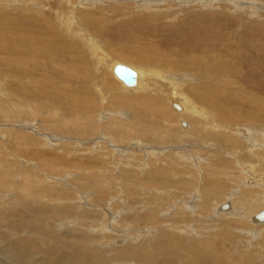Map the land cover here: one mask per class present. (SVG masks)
Returning a JSON list of instances; mask_svg holds the SVG:
<instances>
[{"label": "bare ground", "instance_id": "6f19581e", "mask_svg": "<svg viewBox=\"0 0 264 264\" xmlns=\"http://www.w3.org/2000/svg\"><path fill=\"white\" fill-rule=\"evenodd\" d=\"M1 1H6V4L2 5H4V8H7L8 11H11V9L20 11L21 13H16L18 17L23 15V11L17 8L15 4L24 1L26 12L31 14L27 15V13L26 19L35 18V20L38 21V18L41 17L45 18L44 20L47 22V26H50V23H52L50 19L41 16L43 15L41 10L38 9L37 11L35 10V12L29 11V8H31L30 3L35 2V0ZM10 1L15 2L10 5ZM64 1L71 4L70 1ZM86 1L92 6L86 5ZM105 1L106 0H82V8L88 6L89 9H91L90 11L82 12L85 18L86 16L89 18V20L86 19L87 22H92V20H94L96 13H94L93 7L99 2L104 3ZM137 1H139L137 5L138 8L151 11L155 9V6L158 8V4L162 2L168 5L171 4L173 0H167V3L164 2V0ZM198 1L203 4L204 0ZM205 1H208L210 5L213 2L215 4H226L228 1L231 2L229 3L230 6L232 5L236 10H243L242 6H246L243 12L248 15L258 14L256 13L258 12L257 9L264 7L263 1L261 0ZM178 4L179 3L176 5ZM2 7L3 6L0 5V8ZM4 13L5 10L3 14ZM18 17L15 19L12 16H10V18L8 16V21L10 19V22H13L12 24L19 25L20 27ZM3 19L2 17L0 18V24L5 21ZM100 28L103 31L102 26L99 27V30H101ZM88 41L89 43L91 42L90 39H88ZM96 41L99 43L97 44L99 48H96L95 44L90 46L93 47L94 56L96 50H102L105 53L103 47L99 46L102 44L99 40ZM3 42L4 41L0 42L1 48H4L3 46L5 43ZM39 44H41V42H39ZM40 46H42V44ZM7 47L8 45L6 48ZM74 48H76V46H74ZM7 49L8 52H15L13 56H21L36 64L40 63L39 61L37 62L36 59L31 60L29 58L30 55H26L27 53H17V51H13L12 48ZM118 52L122 55V51ZM125 52L123 54H129ZM5 53L3 52V54ZM50 57H52V54ZM70 57L73 58L74 55ZM101 58L103 61H101L100 58L99 60L102 64L103 62L107 64L106 56L104 55ZM15 59L19 60V57H15ZM95 61H97V59ZM119 63L125 64L135 70V85L130 86L125 84L115 74L114 68ZM73 68L76 67L74 66ZM109 69L110 73L112 72L113 77L123 89H121V91L123 93H128L125 94L126 96H117L114 94L113 97L111 96V101L115 105L123 104V107L130 108V112L132 111L131 115L121 112L119 108L110 109L106 107L104 108L108 113L106 116L107 113L102 111L104 109L100 108L99 102L101 98V102L104 103L105 100L107 101L110 99V95L104 98V95H98L99 100L97 99L98 97L96 98L98 102L95 99L96 96L92 97L90 95L92 93V91L90 92L91 89L88 90L89 88L87 87L86 89L83 88L86 85H82L83 87H81L83 89L80 88V90L76 87L75 89L73 88L74 93L78 95L76 98L70 96L73 99H70L69 91L66 90L67 87L66 89L64 86L62 89H60V87H55L54 91H48L46 88L42 87V83L38 86L34 85L35 88H37L36 92L39 90L47 92L40 96V92L37 94L33 91V86L32 94L27 95L25 100L23 99L25 106L21 108L14 106L13 103L3 98L4 96L0 97V117L5 118V121L0 120V136L8 138L14 137L17 132L15 133L13 131L17 128L13 130V127L1 126L2 124L14 125V123H11L12 121L22 119L21 121L24 123L21 126H28L34 132H37V127L41 128L39 130L45 132L56 130L57 133L55 132L56 134L52 136V139H57V137L59 139L60 136L72 135L82 151H86L84 154H79L78 152L76 155H73L74 153H71L72 149L68 150L71 143H63L64 146L60 145L59 147L63 146V148L60 149L51 146V148H46L45 150L39 148L33 150L28 144L27 146L22 144L25 139H22L23 137L21 139H15L16 142L14 143L7 142V138L5 144L4 141L0 140V193L2 192L7 195H0V264H264V220L256 218L258 205L262 204V195L260 192L256 191L261 188V186L260 188L257 186L258 181L255 182V178L249 180L246 170L240 165L241 162L239 164V162L235 160V157H230L225 149L222 151L219 150V152L209 149L206 150V147L209 145L206 141L213 136V134H211L212 130H209L208 126L207 128L204 127L206 124L202 125L203 128H199L200 126L197 125L196 129H193V126L190 125L189 128L183 131L180 130L182 127L179 128L178 126L182 122L180 123V120L175 119L173 115L174 113L176 114V111L170 110L163 102L159 103L161 100L157 97L156 93L152 91L148 93L149 89H146L147 87H151L149 85L150 80H148L151 76L152 78L150 79L153 80H156V78L159 80L163 79L162 77L164 76L161 75L162 73L159 71L160 69H158V67L155 68L150 66L144 68L134 63L117 60L111 64ZM66 70V72L69 71L67 68ZM71 70V72H74L75 69ZM46 73L47 72L44 74ZM3 74L5 75V73ZM73 74L79 77L82 73L80 74L78 69V71L70 75ZM29 75L33 77L31 74ZM103 75H105V73ZM27 76H25V78ZM48 76L50 75L48 74ZM106 76L108 75L106 74L105 77ZM170 76L171 75H169V77ZM178 77L179 76L173 77L172 84L180 89L178 84L181 80ZM72 78L73 77H71V79ZM205 78L209 79L208 82L211 84V91L217 88L213 87V85L216 86L219 84L218 87L222 85L220 84L221 80L224 84H228V80L224 77L211 76L209 78V76L205 75ZM107 82L105 83L106 86L108 85ZM65 83L67 84L69 82ZM66 84L64 85L66 86ZM49 87L53 89L52 85L48 86V88ZM29 88V90H31V87ZM180 90H177V92H182ZM17 91L19 92V90ZM73 91H71V93ZM81 91H86V97H81L83 96ZM133 91H141V94L138 93V95L133 96ZM79 92H81V94ZM181 94L184 100L187 101L186 103L182 102L183 107H186L185 110H188L189 107V110H197L198 112L199 108L197 109L196 106H193L189 97L184 93ZM211 95H225L224 89L222 90L220 87ZM36 97L40 100L36 99ZM63 97L69 98L63 99ZM62 99L64 101H62ZM19 101L17 100V102ZM220 106L222 105L220 104ZM37 108H43V110L45 108L46 114L43 115L45 111L42 110V115L40 114L39 118L35 119L37 120L35 123L24 121L32 120L30 117L37 116L35 113ZM61 108L65 112H61L60 114ZM99 108L102 109L101 115L98 113ZM120 108L122 109V107ZM200 110L202 112L201 108ZM224 111L227 110L224 109ZM260 113L264 115L263 112ZM96 117H98L100 122H103L102 119L106 117L107 121L103 125H100L95 119ZM203 121L205 120L203 119ZM200 122H202V120ZM245 126L247 127L246 131L248 130L250 132L248 133L247 139L252 140L253 138L251 137L254 135V144H259L260 142L264 143V125L252 122ZM12 133H14V135ZM26 134L27 133H25V135ZM28 137L32 139L29 134ZM237 139L236 137L234 141H237ZM240 140L241 139H239V141ZM35 141L41 142L39 139H35ZM243 142L245 141L243 140ZM229 143L230 142H228V144ZM56 144L59 145V143ZM186 144H189V146L185 147ZM4 145L7 147L11 146L9 148L10 150L8 149V151H5L4 148L6 147ZM64 147L68 149L65 151ZM176 149L181 150L176 152ZM258 151L255 152L256 157H259V161H262L264 165V153L262 154ZM19 154H23L29 161L36 158V162L26 165L19 159L20 157L18 158L15 156H20ZM178 155L182 156V158H179ZM205 157H207V161L201 163L202 159H205ZM236 163L238 166H235ZM195 164L196 167L194 166ZM247 167L249 168V166ZM204 168L206 170V172H204L205 179L203 178L205 184L203 185L202 191L199 192V194L202 192L203 197H201V195L192 193V189H194L195 180H197L199 173L204 171ZM43 169L54 172H46L47 176L50 175V179L47 178L46 182L43 178L44 174L40 172H44ZM233 169H236L241 174L244 173V177L231 184L236 185L237 183L239 186H233L231 189H227V191L224 192L225 187H230V182H227V180L230 179V172ZM116 172L118 173L116 174ZM71 174L74 175V178H67L68 175ZM54 176L57 177L54 178ZM258 179L261 178L258 177ZM17 180L19 181L17 182ZM69 182L77 186L76 191L79 193V196L76 194L74 195L70 190L68 191V188L65 189L66 187H64V185L66 186V183L69 184ZM250 183H252V187ZM250 187L253 188V190H250ZM9 189L17 193L14 198H11L9 195ZM122 189H124V192ZM175 189L181 192H177ZM231 190L237 193L231 196L228 195V192ZM223 195L228 197V202L230 204L227 202L224 204H222L223 202H219L222 204L220 210L223 212H219V209L212 210L210 205L213 197L219 199V197ZM181 196L182 199H180ZM198 198H200V201H198ZM192 202H194V204ZM173 206L175 209L171 211V207ZM186 208L191 210L196 209L193 211L196 215L194 216L191 212H186ZM255 211L257 213L254 215ZM169 213L172 216V223L175 224V228L181 230V228L185 227L184 231H191L190 234L197 233L201 228L204 229L207 221H214L216 219L221 220V218L229 220L232 224L235 222L237 226L240 222L241 226H244L241 231L239 230V232H241L239 237H236L231 229L227 230L221 228L222 230L220 229L219 231L213 232L215 236L214 239L205 238L190 241L187 240L182 233L171 234L164 231V227H159L161 224L171 219L166 217ZM208 214L210 216L209 219L206 218ZM233 219L234 221H232ZM179 220L185 223V225L181 224L176 226ZM89 221H91V224ZM193 221H199V223H194ZM67 224H69V226L65 227L64 225ZM251 224L254 226H251ZM141 225H144V228H140ZM193 225H201V227ZM255 225L257 227H255ZM157 229H159V231H157ZM256 229H258V232ZM155 234L156 238L154 240H150L149 242L145 241V239L149 237H154ZM258 235H260L259 240H251L253 236L255 240V237ZM247 239L252 245L253 250L251 251H247L241 247L242 244H248ZM235 240L239 241L241 247L237 255H233L229 252V247L236 245L234 244ZM103 253L106 254L105 257L102 255ZM160 253L164 255V258H159L161 255Z\"/></svg>", "mask_w": 264, "mask_h": 264}, {"label": "rangeland", "instance_id": "374dc122", "mask_svg": "<svg viewBox=\"0 0 264 264\" xmlns=\"http://www.w3.org/2000/svg\"><path fill=\"white\" fill-rule=\"evenodd\" d=\"M66 1H70L71 4L66 3L64 0H35V2L30 3L31 8H29V11L35 12V10L37 11L39 9L43 12V15H41L42 17H46V19L48 18L52 21V23H50L51 25L49 24L50 26H47L48 24L44 20L45 18L40 17L38 18V21L35 20V18L26 19L27 18L26 16L31 14L26 12L25 4L23 3L24 1L21 2L18 1L19 3L15 5L21 11H23L22 13L25 18L23 17V15L18 17L17 14L20 11H18L17 9L16 10L11 9V11H8L7 8H4L6 1L3 2L0 0V5L3 6L2 8H0V15H1L0 18L2 17L4 18L3 20H5L0 24V42L4 41L3 43L6 44V45L4 44V46L1 45L4 48L0 47V75H1L0 97L4 96L3 98H6V100L13 103L14 106L21 108L25 106L24 100L26 99L27 95L32 94V88L34 85L38 86L42 83V87L46 88L48 91H54L55 87H60V89H62L64 86L65 89L67 87L66 90L69 91V97L72 96L75 98L78 95L77 93H74L73 88L75 89L76 87L77 89L80 90V88L86 89L87 87L89 88L88 90L91 89L90 92L92 91L90 95L92 97L96 96L95 99L98 97V95L99 96L104 95L103 98L105 96L108 97L110 95V99H108L109 101L105 100L104 103L101 102V98H100V102L98 101L99 97L97 98L98 100L96 99L100 104V108L102 109L106 107L110 109L119 108L121 112L128 113L131 115L132 111L130 112L131 110L130 108L123 107V104L115 105L111 101L112 99L111 96L113 97L114 94L117 96H126L125 94L128 93L127 92L123 93L121 91L122 88L117 82V80L113 77L112 72L110 73L109 67H111V64L117 60L134 63L144 68L150 66L155 68L158 67V69H160L159 71L162 73L160 74L163 75L164 77H162L163 79L160 80L158 78H156V80L155 79L153 80L150 79L152 78L151 76L148 79L150 80L149 85L151 87L146 88L147 90L149 89L148 93H151V91L153 93H156L157 97L161 100V102L159 103L163 102L165 105H167V107H169L170 110L176 111V114L174 113L173 115L175 119L180 120V123L182 122L178 126L179 128L182 127L180 128V130L183 131L184 129L189 128L190 125L193 126V129H196L197 125L200 126L199 128H203L202 125L205 124H206L204 126L205 128H207L208 126L209 127L208 129L212 130L211 134H213V136H211L206 141L209 144L206 147V150L209 149V150H215V152H219V150L222 151L225 149V151L230 157L232 156L235 157V160H237L239 164L241 162L240 165L246 170V174L249 177V180L250 179L253 180L255 178L254 179L255 182L258 181L257 186H259V188L261 186V188L256 191L260 192L263 197V198L261 197L262 204L258 205V209L256 208L257 209L256 211L259 212L264 210V187H263L264 185H260V184H264L263 183L264 165L262 164V161L261 162L259 161V157H256V153H255L258 150H259L258 152H261L262 154L264 153V151H262L264 150V143L260 142L259 144H254L253 143L255 142L254 135L251 137L253 138L252 140L247 139L248 133L250 132L248 130L246 131L247 127L245 126L246 124H250L252 122H256L261 125H264V118H263L264 115L260 113L263 112L264 114V7H260L261 9L260 8L257 9L258 12L256 13L258 14L248 15L243 12L246 6H242L243 10H236L235 7H233L232 5H231L232 7L230 6L229 3L231 2L228 1L226 2V4L225 3L215 4L213 2L210 5L208 1L205 0L203 1V4L198 0L197 1L187 0L188 2L186 0L183 1L177 0L178 2L176 0H173L174 2L171 0L172 1L171 4L167 5L163 2L162 3L159 2L160 4H158V8L157 6L154 5L155 6L154 10L147 11L137 7V5L139 4V1L137 0H119V1L106 0L104 3L99 2L100 4L97 3L95 7H93V11L96 14L94 16V20H92V22L88 21L89 22L88 23L86 19L89 20V18L87 16L85 18L82 12H87L90 11L91 9H89L88 6L86 8H82L81 6L82 0H66ZM166 1L167 0H164V2ZM261 1H263L262 3L264 4V0ZM10 2H11L10 5H12L14 4L15 1L14 2L10 1ZM88 3L89 2L86 1V5L92 6ZM174 3L176 4L179 3V4L176 5ZM4 10H5L4 13L5 15L3 14ZM8 16L9 18L10 16H12L15 19L18 17L19 20L18 19L17 20L18 22H20V27L19 25L12 24L13 22H10V19L8 21ZM101 26L103 28V31L101 28H100L101 30H99V27ZM7 29L9 30V32ZM28 31H30L31 33ZM44 34L45 35L48 34L49 36L48 35L45 36ZM5 35H9V36H5ZM38 36L41 38H39ZM88 39H90L91 41L90 43ZM96 40H99V42L102 44L99 46L103 47L105 53L102 50L100 51L96 50L94 56L92 49L93 47L90 46L92 44H95V47L97 48L98 47L97 44L99 43ZM39 42H41L43 48L42 46H40L41 44H39ZM66 42L67 45L69 44L68 46L66 45ZM58 43L63 44L64 46L59 45ZM7 45H8L7 48L10 49L12 48L13 51H17V53H24V54L27 53L26 55L28 56L29 54L30 55L29 58L31 60L36 59V61L37 62L39 61L40 63L36 64L32 61H28L27 59L21 56H13V53L15 52L12 51L8 52V49L6 48ZM74 46H76V48H74ZM118 51H122V55L119 54ZM3 52L4 53L6 52L7 54L6 53L3 54ZM124 52L129 54L125 55L123 54ZM51 54L52 57H50ZM72 54L74 55L73 58L70 57L73 56ZM104 55L106 56L107 64H104L105 62H103L102 64L101 62L103 61L101 57ZM15 57H19V60L15 59ZM99 58L101 61L99 60ZM53 59H55L56 61ZM96 59L97 61H95ZM74 66L76 68H73ZM66 68L69 70L68 72H66L67 71ZM70 68L73 70L75 69L74 72H71L72 70ZM78 69L80 74L82 73L81 76L77 77L75 74L70 75L71 73H75L76 71H78ZM2 72L5 73L6 76ZM45 72L47 73L44 74ZM104 73L105 75L107 74L108 76L105 77V75H103ZM29 74H31L33 77H31ZM48 74L50 76H48ZM169 75L171 76L169 77ZM205 75L209 76V78L211 76L224 77L225 79L228 80L227 81L228 84H224V82L221 80V83L220 81L219 83L222 85H220L219 87H218L219 84L216 86L213 85V87L215 88L217 87V88L216 89L214 88L215 90L211 91V86H210L211 84L208 82L209 79L205 78ZM25 76L27 77L25 78ZM175 76H179L178 78L181 80L179 81L178 84L181 90L179 88H176L172 84L173 77ZM71 77L73 78L71 79ZM22 81H25L26 83ZM105 81L106 82L108 81L107 86L105 85L106 83ZM65 82H69L67 83L68 85L71 83L69 87ZM87 82H89L90 84ZM44 84L47 85L45 86ZM64 84H66V86ZM50 85L53 86V89L49 87L51 90L48 88V86ZM82 85L83 86L86 85V86L83 87ZM18 87L21 89H19ZM29 87H31V90H29L30 89ZM220 87L222 88V90L224 89L225 95H218V96L211 95ZM33 89H34L33 91L37 94L38 92H40L39 93L40 96L43 93L47 92V91L42 92L41 90L36 92L37 88H35V86ZM69 89L73 92L71 93ZM174 89L180 90L182 92L179 93L177 92V90L175 91ZM17 90H19V92ZM81 92L79 93L81 94ZM140 92L141 91H133V96L138 95V93L141 94ZM19 93H23V94H19ZM181 93H184L189 97V100L191 101L194 107L196 106L197 109L199 108L198 112L197 110L196 111L189 110L188 106H187L188 110H185L186 107L185 106L183 107L182 102L186 103L187 101L184 100ZM82 94L83 96L81 97L83 98L86 97V91L85 92L83 91ZM69 97H63V99ZM72 97H70V99H73ZM36 99H38V97H36ZM63 99L62 101H64ZM17 100L18 101L20 100L21 102L20 101L17 102ZM220 104L222 106H220ZM120 107H122V109ZM100 108L98 110L99 115H101L102 113L101 112L102 109ZM200 108L202 109V112ZM223 108L227 111H224ZM42 110L43 108L41 109L37 108L36 109L37 112L35 111L37 116L30 117L32 120H24V121L35 123V121H37L35 119L39 118V115L40 114L42 115L43 111H45L43 115L46 114V109L44 108V110L43 111ZM61 110H60V114L61 112H65L64 110L62 111ZM102 111L106 112V109ZM107 115L108 113L106 114V116ZM95 119L100 125H103L107 121L106 117L102 119L103 122H100L98 117H96ZM203 119L206 122L203 121ZM0 120L5 121V118L0 117ZM21 120L22 119L12 121L11 123H14V125L2 124L1 127H13V130L17 128L16 130L13 131L17 133L15 135L14 133H12L14 137L8 138V137L0 136L1 137L0 140L4 141V144L6 143L5 142L6 138L8 140V141L6 140L7 142L14 143L16 142L17 139H21L23 137L22 139L24 138L25 139L23 140L22 144L23 145L25 144L26 146L28 144V146L33 150L36 148L45 150L46 148H51V146L60 149L63 148L64 144L71 143L72 145L70 144L69 147L67 146L69 149L64 147L65 151L67 149L68 150L72 149L71 153H74L73 155H76L78 152L79 154H84L86 152V151H82L81 147L79 146L78 143L75 142L76 140L72 135L60 136L59 139L58 137L57 139H52V136H54L57 133L56 130L45 132L39 130L41 128L37 127L38 129L37 132H40L37 133L34 132L32 129H30L28 126H21L24 123ZM201 120L202 122H200ZM18 133L21 135V137ZM25 133L27 134L25 135ZM28 134L30 137H32V139L28 137ZM236 137L238 139L237 141H234ZM35 139H39V141L41 142L39 143L35 141ZM239 139L241 140L239 141ZM243 140L245 142H243ZM228 142L230 143L228 144ZM56 143H59V145ZM60 145L63 146L59 147ZM4 146L7 148V149L4 148L5 151H8V149L11 147V146L7 147L6 145ZM188 146L189 144L185 145V147ZM247 148L249 149V151ZM180 150L176 149L175 151L178 152ZM19 155L20 156L18 155L15 156H17L18 158L20 157L19 159L26 165L28 164L30 165L32 162H36V158L32 161H29L27 157H25L23 154H19ZM178 157L182 158V156L180 155H178ZM206 161H207V157H205V159H202L201 163ZM246 164L247 166H249V168L246 166ZM236 165L237 163L235 164V166ZM194 166L196 167V164ZM43 170L44 172L42 171L40 172L44 174L43 178L46 182L47 181L46 179L50 177V175L47 176V173H54V172L53 171L50 172L48 169L47 170L49 172L46 169ZM69 171H73V170H69ZM204 172H206L205 168L203 172L199 173V176L197 180H195V184L193 186L194 189H192V193L201 195V197H203L202 192L200 194L199 192L202 191L203 185L205 184ZM117 173L118 172H116V174ZM230 174H231L229 176L230 179L227 180V182L228 181L230 182L229 183L230 187L228 188L225 187L224 192H226L227 189H231L233 186L236 185L239 186L237 183L236 185H231V184L232 182L239 181L244 177V173L241 174L236 169L231 170ZM73 176L74 175L71 174L68 175V177L67 176L66 177L69 179L70 178L73 179L74 178ZM55 177L57 176H54V178ZM258 177H260L261 179H258ZM18 181L19 180H17V182ZM251 184L252 183H250V185ZM64 187H66L65 189L68 188L67 190L68 191L70 190L71 193H73L74 195L76 194L79 196V193L76 191L77 186H75V184L69 182V184L66 183V186L64 185ZM251 187L250 190H253V188ZM175 190H177V192L180 191L178 189ZM122 191L124 192V189H122ZM231 191L228 192V195L230 196L237 193L234 190ZM8 192L11 198H14L17 194L14 190H10V189ZM0 195L4 196L6 194L1 192ZM180 199H182V196L180 197ZM198 201H200V198H198ZM228 201H229L228 197L225 195L219 197V199L217 197H213L210 207L212 208V210L219 209V212H223L220 210V207L222 204L226 202L229 203ZM219 202L220 203L223 202V203L220 204ZM192 203L194 204V202ZM171 208H172L171 211L175 209L174 206ZM185 210L186 212H191L192 215L194 216L196 215L195 213H193V211H195L196 209L191 210L186 208ZM256 211L254 212V215L257 213ZM166 217L171 218L172 216L169 213ZM209 217L210 216L208 214L206 218L209 219ZM232 221H234V219ZM89 222L91 224V221ZM172 222L173 221L171 218L169 219L168 222H164L159 227H164V231L169 232L171 234L182 233L185 236V238L190 241L205 239V238L214 239L215 236L213 232L219 231L221 228L227 230L231 229L232 232L235 233L236 237H239V235L241 234L239 230L241 231V229L244 226V225L241 226L240 222L239 225L237 226L235 222L232 224V222H229V220H224L223 218H221V220L216 219L214 221H207L204 229L201 228L197 233L190 234L191 231L189 232L184 231L185 227L181 228V230L175 228V224ZM193 222L199 223V221H193ZM181 224L185 225V223L179 220L176 226ZM64 226L67 227L69 226V224ZM143 226L144 225H141L140 228H144ZM193 226L201 227V225H193ZM251 226L254 225L251 224ZM255 227L257 226L255 225ZM157 231H159V229H157ZM256 231L258 232V229H256ZM155 238H156V234L154 237H149L148 238L149 240L145 239V241L149 242L150 240L152 241ZM259 239H260V235L256 236L255 240H254V236L251 238V240L253 241ZM237 240L234 241V244L236 245L229 247V252L232 253L233 255H237V252L241 247H243L247 251L253 250L252 245L250 244L248 239H247L248 244L246 245L242 244L241 247L239 245V241ZM160 254L161 255L159 256V258L161 259L164 258V255L162 253ZM102 255L104 257L106 256V254L104 253Z\"/></svg>", "mask_w": 264, "mask_h": 264}, {"label": "water", "instance_id": "95a60500", "mask_svg": "<svg viewBox=\"0 0 264 264\" xmlns=\"http://www.w3.org/2000/svg\"><path fill=\"white\" fill-rule=\"evenodd\" d=\"M114 72L125 84L130 86L136 84V72L133 68L119 63L115 66ZM256 218L264 220V210L258 212Z\"/></svg>", "mask_w": 264, "mask_h": 264}]
</instances>
